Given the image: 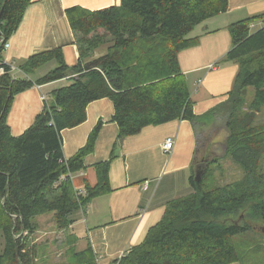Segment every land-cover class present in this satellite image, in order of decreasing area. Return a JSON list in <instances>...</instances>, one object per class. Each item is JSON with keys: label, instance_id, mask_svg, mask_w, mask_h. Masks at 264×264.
<instances>
[{"label": "trees", "instance_id": "obj_1", "mask_svg": "<svg viewBox=\"0 0 264 264\" xmlns=\"http://www.w3.org/2000/svg\"><path fill=\"white\" fill-rule=\"evenodd\" d=\"M33 1L0 0V264H37L45 256L43 245L34 243L37 218L53 215L55 227L66 230L74 213L110 192L109 161L95 165L97 184L86 185L85 195L71 182L84 170L101 122L75 155L65 159L62 153L61 132L82 124L88 104L101 99L113 104L111 120L119 139L173 120H187L198 133H208L224 119V155L244 172L241 181L221 187L210 168L219 167L217 157L197 160L194 166L202 174L196 182L192 173V192L169 201L161 220L118 264H260L251 258L260 253L259 244L240 248L235 238L253 232L255 222L264 224V124L254 121L264 108V14L228 27L231 45L223 61L238 65L231 91L224 103L196 116L177 57L195 43L187 39L189 33L226 12L228 0H120L118 6L95 11L71 7L65 11L69 26L82 35L84 45L77 64L67 66L58 47L30 56L13 71L2 51ZM255 22L262 26L252 31ZM97 30L110 43L104 54L89 59L102 42L99 36L89 38ZM51 63L53 69L35 77ZM65 78L72 84L51 92L34 123L12 136L6 118L14 96ZM248 88L254 90L250 113L241 114ZM70 236V264H97L92 249L76 251L77 239Z\"/></svg>", "mask_w": 264, "mask_h": 264}, {"label": "crops", "instance_id": "obj_2", "mask_svg": "<svg viewBox=\"0 0 264 264\" xmlns=\"http://www.w3.org/2000/svg\"><path fill=\"white\" fill-rule=\"evenodd\" d=\"M119 4L120 0H34L8 39L9 47L2 51V60L17 67L34 54L59 47L65 64L73 67L84 45L82 35L71 30L65 11L75 6L95 11ZM263 14L264 0H228L226 12L205 20L187 36L195 43L179 52L177 60L196 116L224 103L231 91L238 65L223 61L231 45L228 27ZM96 36L102 38V42L89 59L104 54L110 43L102 30L89 38ZM54 67L51 63L49 69L38 70L35 77L45 75ZM15 76L20 77L19 72ZM71 84V79L65 78L15 95L6 118L11 135L20 136L34 123L43 109V100L48 99L51 92ZM113 113L109 99L91 102L85 111V121L61 132L62 153L69 159L86 144L93 128L101 122L93 151L84 158V170L71 176L76 191L85 190L86 185L94 187L97 184L95 165L109 161L110 192L90 200L79 210L83 229H79V221L73 216L74 223L70 226L76 243L82 246L79 251L90 247L97 264H118L132 247L144 241L149 229L161 220L169 201L192 192L189 179L196 171L195 162L204 152L207 155L209 148L207 145L203 151V147H199V131L187 120L149 125L136 135L119 139L118 126L111 120ZM215 135L210 139L212 150L224 137L223 131ZM167 139H172L173 148L165 153L162 146ZM2 250L0 234V254Z\"/></svg>", "mask_w": 264, "mask_h": 264}, {"label": "rangeland", "instance_id": "obj_3", "mask_svg": "<svg viewBox=\"0 0 264 264\" xmlns=\"http://www.w3.org/2000/svg\"><path fill=\"white\" fill-rule=\"evenodd\" d=\"M259 26L260 23L257 22L252 30L255 31L259 28ZM49 65L45 66V68H42L40 71L49 69ZM253 92L254 90L252 88H248L245 92V102L242 105L243 107L240 109L241 114L250 113L247 108L252 99ZM254 121L255 124H264V108L256 113ZM219 123L220 125L211 127L208 133H199V147H203L202 149L204 151L205 147L207 145L209 146L207 155L204 154L205 152L203 155H201V157L206 155L205 159L209 162L214 157H217L216 159L219 163V167L215 166L216 164H210V168H213L215 171L214 177L216 178L217 184L221 187H224L234 182L241 181L244 178V172L236 162H234L230 157L224 155L223 141L226 135L223 125L224 119H221ZM219 131H223L224 137L222 136L220 139L221 143L217 146V148L212 150L213 141H210V139L215 137V134H217ZM260 166L264 171V158L262 159ZM73 178H76V175H74ZM73 218H77L79 221V229H83L84 224L82 222L81 213L77 211L74 213ZM35 222L38 224V231L34 236V243L37 245H43L41 250L45 253V256L38 260L37 264H70L73 247V239L70 235L73 234V230L71 228L66 230L57 229L54 224L53 215L39 217ZM252 226L253 232L237 236L235 241L240 248H243L251 242L259 244L261 249V251H259L260 253L252 256L251 258L254 262L264 264V224L258 221L253 223ZM74 229H76V227ZM75 248L76 251H79L82 246H80L78 243H75ZM253 261H250V263Z\"/></svg>", "mask_w": 264, "mask_h": 264}, {"label": "built area", "instance_id": "obj_4", "mask_svg": "<svg viewBox=\"0 0 264 264\" xmlns=\"http://www.w3.org/2000/svg\"><path fill=\"white\" fill-rule=\"evenodd\" d=\"M8 47H9L8 43H5L4 44V49H7ZM11 69L14 71L15 70V67L11 65ZM0 74H3V69L2 68H0ZM162 148H163V151L165 153L171 151V149L173 148V141H172V139H167L164 142ZM78 194L85 195V190L78 191Z\"/></svg>", "mask_w": 264, "mask_h": 264}, {"label": "water", "instance_id": "obj_5", "mask_svg": "<svg viewBox=\"0 0 264 264\" xmlns=\"http://www.w3.org/2000/svg\"><path fill=\"white\" fill-rule=\"evenodd\" d=\"M201 174H202V171L199 169V167H197L195 171V176H194V180L196 182L200 180Z\"/></svg>", "mask_w": 264, "mask_h": 264}]
</instances>
